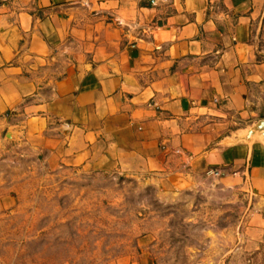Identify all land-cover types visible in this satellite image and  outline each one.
<instances>
[{
    "label": "crops",
    "instance_id": "crops-1",
    "mask_svg": "<svg viewBox=\"0 0 264 264\" xmlns=\"http://www.w3.org/2000/svg\"><path fill=\"white\" fill-rule=\"evenodd\" d=\"M262 118L264 0H0V216L35 163L264 205Z\"/></svg>",
    "mask_w": 264,
    "mask_h": 264
},
{
    "label": "rangeland",
    "instance_id": "rangeland-1",
    "mask_svg": "<svg viewBox=\"0 0 264 264\" xmlns=\"http://www.w3.org/2000/svg\"><path fill=\"white\" fill-rule=\"evenodd\" d=\"M5 171L16 202L0 216V264H264V205L232 182L169 190L120 172Z\"/></svg>",
    "mask_w": 264,
    "mask_h": 264
},
{
    "label": "water",
    "instance_id": "water-1",
    "mask_svg": "<svg viewBox=\"0 0 264 264\" xmlns=\"http://www.w3.org/2000/svg\"><path fill=\"white\" fill-rule=\"evenodd\" d=\"M260 138H264V118L254 122L246 132L239 136V139L251 142Z\"/></svg>",
    "mask_w": 264,
    "mask_h": 264
}]
</instances>
